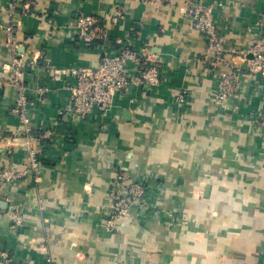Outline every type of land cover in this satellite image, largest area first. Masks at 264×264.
<instances>
[{
    "label": "crops",
    "instance_id": "crops-1",
    "mask_svg": "<svg viewBox=\"0 0 264 264\" xmlns=\"http://www.w3.org/2000/svg\"><path fill=\"white\" fill-rule=\"evenodd\" d=\"M190 1L212 9L227 59L241 70L242 87L224 105L215 101L222 70L203 62L208 41L186 13ZM85 15L103 34L89 45L76 28ZM0 21V174L27 171L0 179V262L7 252L13 264L262 263L264 83L231 50L264 34V0H0ZM120 40L158 65L161 83L116 93L108 111L71 115L73 79L55 80L53 71L95 68ZM15 51L29 61L33 169L14 111L18 91L3 67ZM140 68L132 61L127 72ZM119 172L162 184L159 219L109 223Z\"/></svg>",
    "mask_w": 264,
    "mask_h": 264
},
{
    "label": "built area",
    "instance_id": "built-area-1",
    "mask_svg": "<svg viewBox=\"0 0 264 264\" xmlns=\"http://www.w3.org/2000/svg\"><path fill=\"white\" fill-rule=\"evenodd\" d=\"M160 3L162 0H155ZM186 13L191 17L194 27L203 33L208 41L203 62L209 64L213 69L222 70L221 79L215 93V101L218 105L224 103L234 94V90L239 91L242 87L240 68L237 64L227 59L230 49L226 45V38L220 34L217 24L214 21L213 11L210 7L202 3L190 1ZM92 16H79L76 28L79 31V38L86 44H91L96 39L103 37L101 29L95 24ZM1 24V21H0ZM7 31L13 33V27L9 26ZM121 49L116 54H106L95 68H71L57 69L53 71L55 80L67 74L73 79L71 89L70 108L68 112L78 119H85L96 110L108 111L115 104V94L129 92L136 85H146L150 89L156 88L161 83V73L158 65L147 56H139L137 52L128 44L119 41ZM232 53L249 62L248 72L250 75L259 76L264 83V34L251 40L246 49H233ZM146 57V58H145ZM132 61H139L140 71L137 75H130L127 67ZM32 63V61H31ZM30 63V64H31ZM29 64L24 56L14 52L11 60L6 62L4 69L12 73L13 86L18 91V99L14 111L26 124L23 133V143L28 147V165L37 168L40 163L39 155L32 142V130L29 126L28 111L30 107V97L27 92L25 68ZM43 92L45 91L42 90ZM188 96L187 91L178 94L179 103L185 102ZM177 101V102H178ZM260 130L264 133V107L258 123ZM51 134V132H48ZM27 175V171L15 172L12 169H5L0 174L3 183H11ZM148 183L134 182L127 173L119 172L116 175L113 188L110 191L111 212L113 215H126L131 212L134 205L139 211L148 210L146 204L145 188ZM14 206L12 207L13 228L22 226L23 219L18 214ZM110 224H115L113 221ZM13 259L9 253L1 254L0 264H13ZM261 264H264V258Z\"/></svg>",
    "mask_w": 264,
    "mask_h": 264
},
{
    "label": "rangeland",
    "instance_id": "rangeland-1",
    "mask_svg": "<svg viewBox=\"0 0 264 264\" xmlns=\"http://www.w3.org/2000/svg\"><path fill=\"white\" fill-rule=\"evenodd\" d=\"M160 191H162V184L158 182L157 180L153 179L150 183L146 185L145 192H146V200H147V208L148 210L139 211V208L137 205H134L131 209V212L126 215H119L113 213H110V217L108 221H113L117 226H121L123 222L127 223H134L138 222L139 219L142 217H146L147 215L152 214V219L157 220L162 215L163 210V204L166 203L164 199L160 198L159 195H161ZM111 210V209H110ZM148 217V216H147ZM146 217V218H147Z\"/></svg>",
    "mask_w": 264,
    "mask_h": 264
}]
</instances>
